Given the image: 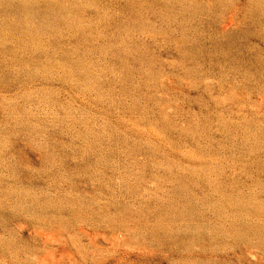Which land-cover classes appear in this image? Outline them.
Returning <instances> with one entry per match:
<instances>
[{"label":"rangeland","instance_id":"rangeland-1","mask_svg":"<svg viewBox=\"0 0 264 264\" xmlns=\"http://www.w3.org/2000/svg\"><path fill=\"white\" fill-rule=\"evenodd\" d=\"M0 264H264V0H0Z\"/></svg>","mask_w":264,"mask_h":264}]
</instances>
